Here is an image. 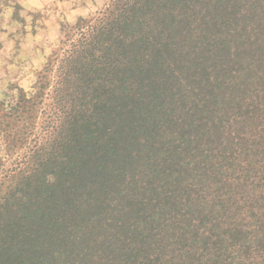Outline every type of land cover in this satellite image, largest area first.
I'll use <instances>...</instances> for the list:
<instances>
[{"label":"trees","instance_id":"obj_1","mask_svg":"<svg viewBox=\"0 0 264 264\" xmlns=\"http://www.w3.org/2000/svg\"><path fill=\"white\" fill-rule=\"evenodd\" d=\"M73 27L52 89L0 101V264H264V0Z\"/></svg>","mask_w":264,"mask_h":264},{"label":"rangeland","instance_id":"obj_2","mask_svg":"<svg viewBox=\"0 0 264 264\" xmlns=\"http://www.w3.org/2000/svg\"><path fill=\"white\" fill-rule=\"evenodd\" d=\"M110 2L0 0V101L6 94L17 95L18 88L30 92L43 85L44 92L51 90L56 59L64 56L76 37L73 26L104 11ZM44 102L46 115L38 116L40 125L48 117L51 99Z\"/></svg>","mask_w":264,"mask_h":264}]
</instances>
